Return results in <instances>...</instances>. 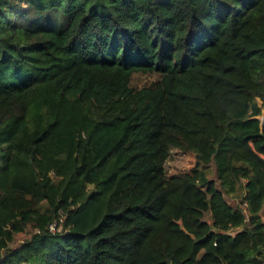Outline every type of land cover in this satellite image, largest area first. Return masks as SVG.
I'll use <instances>...</instances> for the list:
<instances>
[{
    "label": "trees",
    "instance_id": "trees-1",
    "mask_svg": "<svg viewBox=\"0 0 264 264\" xmlns=\"http://www.w3.org/2000/svg\"><path fill=\"white\" fill-rule=\"evenodd\" d=\"M263 212L264 0H0V264H264Z\"/></svg>",
    "mask_w": 264,
    "mask_h": 264
},
{
    "label": "rangeland",
    "instance_id": "rangeland-1",
    "mask_svg": "<svg viewBox=\"0 0 264 264\" xmlns=\"http://www.w3.org/2000/svg\"><path fill=\"white\" fill-rule=\"evenodd\" d=\"M158 79L159 78L156 75L136 74L132 78L131 85H132V87H134L136 89H141V88H144L146 86H149V85L157 82ZM214 169H215V167H214V165H212V172L213 173L210 176L211 179H215L216 178ZM227 200L229 202H231V199L229 197H227ZM207 218H210L209 215L207 216ZM262 218L264 220V212L262 214ZM24 240H26V236L20 235L18 237L17 243H15V246H19Z\"/></svg>",
    "mask_w": 264,
    "mask_h": 264
}]
</instances>
